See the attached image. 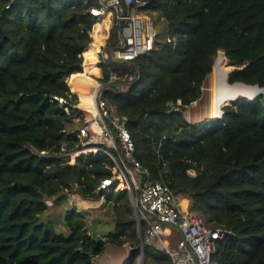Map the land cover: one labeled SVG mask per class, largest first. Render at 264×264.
I'll return each mask as SVG.
<instances>
[{"label":"trees","instance_id":"16d2710c","mask_svg":"<svg viewBox=\"0 0 264 264\" xmlns=\"http://www.w3.org/2000/svg\"><path fill=\"white\" fill-rule=\"evenodd\" d=\"M145 1L161 25L153 49L133 62L108 60L94 78L102 99L127 118L144 171L138 179L162 183L228 233L216 242V264H264L262 97L222 102L221 119L187 123L182 115L200 100L212 68L227 72L219 55L232 69L225 84L264 87V0ZM97 6L0 0V264H93L108 245L130 249L122 264H170L156 243L141 246L144 226L130 203L137 193L124 178L99 209L61 212L72 191L98 201L100 183L117 173L99 152L65 156L82 148L76 129L89 118L72 106L88 94L77 84L94 85L88 75L97 72L101 38L91 44L89 10ZM46 201L60 212L51 215ZM101 226L108 231L98 235Z\"/></svg>","mask_w":264,"mask_h":264},{"label":"built area","instance_id":"2783aa9c","mask_svg":"<svg viewBox=\"0 0 264 264\" xmlns=\"http://www.w3.org/2000/svg\"><path fill=\"white\" fill-rule=\"evenodd\" d=\"M95 1L98 6L89 10V14L96 19L95 26L102 25L105 21L107 23L102 34L105 35L102 46L97 52V64H104L108 60L133 62L153 49L156 28L146 14L145 0ZM112 32L114 35L110 39ZM167 42H171V39L167 38ZM222 58L223 56L219 55L216 60ZM93 81L96 92L90 103L85 106L80 100L72 106L78 112L89 114V118L76 129L82 148L66 153L65 156L99 152L114 162L117 173L103 180L96 189V194L99 195V200L104 201V197L110 193L120 177L127 180L130 189L137 193L130 194V203L138 225L144 226L141 246L156 243L169 257L170 264H216L212 258L216 242L224 239L228 233L206 225L198 214L188 210L187 205L183 206L181 199L176 198L162 183L141 182L138 179L144 171L134 157L133 144L127 130V118L119 115L114 106L102 99L105 87L98 81ZM53 100L63 106V111L69 114L62 98L53 97ZM188 107L185 106L186 109ZM221 116L222 111L219 110L216 119H221ZM71 121L78 123L79 119L75 117ZM103 144H107L108 149L102 147ZM188 173L194 175L193 171ZM69 199L72 201V196H69ZM46 206L51 207L52 202L46 201ZM168 228L173 230L177 238L172 248L163 240L164 231ZM137 263H141L140 258Z\"/></svg>","mask_w":264,"mask_h":264},{"label":"rangeland","instance_id":"374dc122","mask_svg":"<svg viewBox=\"0 0 264 264\" xmlns=\"http://www.w3.org/2000/svg\"><path fill=\"white\" fill-rule=\"evenodd\" d=\"M148 15V14H147ZM149 16V15H148ZM153 16H154V18H156V15L155 14H153ZM151 19H152V21H153V23H154V25H155V28L156 29H158V25L159 26H161L160 25V22H158L157 21V19L156 20H154L151 16H149ZM113 27V26H112ZM95 29V27L92 29V32H91V38H92V42H91V44L94 42V35H96V36H99V34H100V38H101V43L103 42V38L101 37L102 36V33L104 32V30H105V26H104V24H102V26L101 27H99L98 26V28H96V30H94ZM112 29V28H111ZM111 29H110V31H111ZM97 33H99V34H97ZM112 35H113V32L111 33ZM111 34H110V38H111ZM100 43V45H99V48H100V46H102V44ZM91 44H89L88 46H90ZM87 46V47H88ZM86 47V48H87ZM86 48L84 49V51L86 50ZM84 64V58H83V63H82V65ZM222 64H223V68L225 69V70H227V72L228 71H232V69L231 68H228L227 67V61L224 59V58H222ZM95 66H96V69H97V72L96 73H94V74H90L92 77H90V75H88V77L93 81L94 80V77H96L97 75H98V73H99V64H97V55H96V64H95ZM212 70H213V68H212ZM82 73L84 74L85 72H84V68L82 69ZM226 81H228V80H226ZM94 82V81H93ZM228 83V82H227ZM211 89H212V71H211V74H209L207 77H206V79L204 80V83H203V86H202V95H201V98H200V100H198L197 102H195V103H193L192 105H190L183 113H182V115H183V117H187V115H189V113H191L192 114V119H191V121L193 122V121H204V120H206V119H216V117L217 116H215V117H210L211 116V112H210V109H209V97H211ZM78 95V94H77ZM210 95V96H209ZM230 103H227L226 105H224V106H222L221 107V109L223 108V107H225V106H227V105H229ZM220 109V110H221ZM210 112V113H209ZM208 114H209V116H208ZM185 120V119H184ZM186 121V120H185ZM188 123V122H187ZM69 194H73V195H76V199L78 198L79 199V201H78V205L77 206H75V204H74V206H75V208L76 209H78V210H82V209H94V210H97V209H99V207L101 206V204L103 203V201L102 200H98V201H95V200H87L88 202H86V201H83L82 200V197H80V195L78 194V193H76V192H74V191H72V192H70ZM133 197H135V196H133ZM93 201V202H92ZM79 202H84V203H79ZM183 206H185L186 205V201H183V204H182ZM72 206L70 205V203H69V197H68V200H67V202L65 203V205L61 208V212L64 210H67V209H70ZM89 207V208H88ZM50 208V210L52 211V214L51 215H53V214H56V213H59L60 212V209H56V208H54V207H49ZM102 215V212H98L97 214H96V216H94L93 218H97L98 216L100 217ZM108 230L107 229H105V226H104V228H102V226H101V228L99 229V231L97 232V234L98 235H100L101 234V232H107ZM167 236V235H166ZM110 249H113L112 251H114V254L113 255H115V254H120V252L121 251H123L124 249H117V248H114V247H111V246H109L108 245V247H107V250H105V253L103 254V255H101L100 257H97V258H95L94 259V261H93V264H107L108 262L107 261H105V257H106V255L109 253V250ZM112 260H113V257H112ZM120 262V261H119ZM110 264H117V262H111ZM120 264H121V262H120Z\"/></svg>","mask_w":264,"mask_h":264},{"label":"bare ground","instance_id":"6f19581e","mask_svg":"<svg viewBox=\"0 0 264 264\" xmlns=\"http://www.w3.org/2000/svg\"><path fill=\"white\" fill-rule=\"evenodd\" d=\"M226 77H227V72H224V73L219 72L216 66L213 68L212 70V89L210 93L211 97H209L210 98L209 99V109L211 112L210 117L212 118L219 114V110H220L219 106L222 102L237 98L239 96L237 91L232 90V88L228 84L224 83V78ZM76 86L78 89H86L88 91L87 97L80 99L83 105L85 106L88 105L90 103L91 98L94 96L96 92L95 85H91L87 87V86H81L80 84H77Z\"/></svg>","mask_w":264,"mask_h":264},{"label":"crops","instance_id":"0c3cea01","mask_svg":"<svg viewBox=\"0 0 264 264\" xmlns=\"http://www.w3.org/2000/svg\"><path fill=\"white\" fill-rule=\"evenodd\" d=\"M99 27H101L102 25H98ZM98 26H95V29L94 30H96V28H98ZM107 26V25H106ZM94 28V27H93ZM97 34H99V33H97ZM103 34V33H102ZM100 35V34H99ZM104 36L105 35H102L101 37L104 39ZM102 39V40H103ZM184 119L186 120V122H188V123H196V122H200V121H191V119H192V114L191 113H189V115H187V117H184ZM69 196H72V198H73V200L72 201H70V199H69V203H70V205L72 206V207H75V206H77L78 205V201H79V199L77 198L76 199V195H73V194H68V197ZM82 200L83 201H86V202H88L89 200L88 199H83L82 198ZM88 200V201H87ZM79 203H84V202H79ZM74 204H75V206H74ZM186 205H187V202H186ZM101 228V227H100ZM102 228H104V227H102ZM105 229H107L108 230V228L105 226ZM171 232V233H170ZM167 235V236H166ZM176 236L174 235V232H173V230H170V231H164V234H163V240L167 243V245L170 247V248H172L174 245H175V242H176ZM109 246H111V247H114V248H117V249H124L123 251H121L120 252V254H115V255H113L114 254V251H112L113 249H110L109 250V253L106 255V257L104 258L105 259V261H107L108 263L107 264H110L111 262H117V264H120V262H121V264L123 263V261L129 256V252H130V249L128 248V247H126V246H123V247H116V246H113V245H109ZM107 247L108 246H106V248H105V250H107ZM105 250H104V253H105ZM103 253V254H104ZM112 257H113V260H112ZM120 261V262H119Z\"/></svg>","mask_w":264,"mask_h":264},{"label":"water","instance_id":"95a60500","mask_svg":"<svg viewBox=\"0 0 264 264\" xmlns=\"http://www.w3.org/2000/svg\"><path fill=\"white\" fill-rule=\"evenodd\" d=\"M82 69H83V65H82ZM231 72L232 71L227 72V78ZM228 85L232 88V90L237 91V93L239 95L237 98H243V99L250 101V100H253L257 97H262V100L264 102V87H260L257 84L247 85V84H244L241 82H236L234 84H228ZM237 98L231 99L228 103H230L231 101H234ZM172 111L173 110H171L170 112H172Z\"/></svg>","mask_w":264,"mask_h":264}]
</instances>
